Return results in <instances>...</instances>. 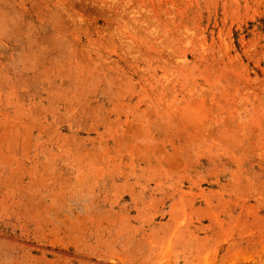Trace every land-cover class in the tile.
Returning a JSON list of instances; mask_svg holds the SVG:
<instances>
[{"label": "rangeland", "instance_id": "obj_1", "mask_svg": "<svg viewBox=\"0 0 264 264\" xmlns=\"http://www.w3.org/2000/svg\"><path fill=\"white\" fill-rule=\"evenodd\" d=\"M0 264H264V0H0Z\"/></svg>", "mask_w": 264, "mask_h": 264}]
</instances>
